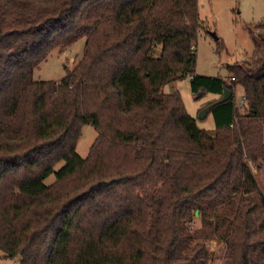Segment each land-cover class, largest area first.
Here are the masks:
<instances>
[{"label":"trees","instance_id":"16d2710c","mask_svg":"<svg viewBox=\"0 0 264 264\" xmlns=\"http://www.w3.org/2000/svg\"><path fill=\"white\" fill-rule=\"evenodd\" d=\"M197 2L0 0L4 258L264 264L254 175L264 163V22L246 25L257 29L251 59L229 64L226 78L196 74ZM82 37L65 76L33 78L53 48ZM185 77L196 99L232 91L210 109L214 132L197 126L179 92L162 90ZM87 123L97 135L83 158L75 148Z\"/></svg>","mask_w":264,"mask_h":264},{"label":"rangeland","instance_id":"374dc122","mask_svg":"<svg viewBox=\"0 0 264 264\" xmlns=\"http://www.w3.org/2000/svg\"><path fill=\"white\" fill-rule=\"evenodd\" d=\"M199 26L194 44L196 61L195 73L206 76H228L227 66L238 62L248 61L253 57L255 49L253 35L257 29H248L246 25L264 22V0H198ZM85 38L76 40L69 46L53 48L47 57L40 61L33 70V78L38 81H58L66 74V69H72L83 56ZM164 92H179L186 112L195 119L199 128L214 132V122L211 111L206 117L198 116L201 109L209 102L221 97L207 93L195 98L189 89L188 77L177 79L163 85ZM241 89L237 86L234 99L240 101ZM214 99V100H213ZM97 135L90 124H84L81 135L76 143V153L86 157L89 148ZM63 165L60 161L54 168ZM255 179L264 192V163L254 171ZM55 179L50 174L44 179L50 184ZM219 244L210 242V248L218 249ZM18 258H4L0 251V264H18ZM212 264H221L215 260Z\"/></svg>","mask_w":264,"mask_h":264},{"label":"water","instance_id":"95a60500","mask_svg":"<svg viewBox=\"0 0 264 264\" xmlns=\"http://www.w3.org/2000/svg\"><path fill=\"white\" fill-rule=\"evenodd\" d=\"M231 94H232V91L229 90V89H227V88H225L220 98L216 99L215 101H212V102L208 103L207 105H205V106L201 109L200 114H199L198 117H199L200 119L206 117L207 113L210 111V109H211L212 107H214L215 105H217V104H219V103H221V102L227 101V100L230 98ZM197 213H198V212L195 211V214H196V215H197Z\"/></svg>","mask_w":264,"mask_h":264},{"label":"crops","instance_id":"0c3cea01","mask_svg":"<svg viewBox=\"0 0 264 264\" xmlns=\"http://www.w3.org/2000/svg\"><path fill=\"white\" fill-rule=\"evenodd\" d=\"M240 89H241V87L240 86H238ZM168 92V91H167ZM242 92V91H241ZM241 97V96H240ZM212 130H214V128L212 129Z\"/></svg>","mask_w":264,"mask_h":264},{"label":"built area","instance_id":"2783aa9c","mask_svg":"<svg viewBox=\"0 0 264 264\" xmlns=\"http://www.w3.org/2000/svg\"><path fill=\"white\" fill-rule=\"evenodd\" d=\"M243 99V98H242ZM242 99H241V101H242ZM232 124H230V126H231Z\"/></svg>","mask_w":264,"mask_h":264}]
</instances>
